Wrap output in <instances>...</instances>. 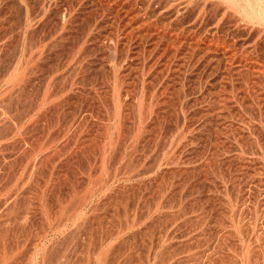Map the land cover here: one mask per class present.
<instances>
[{
    "label": "rangeland",
    "instance_id": "rangeland-1",
    "mask_svg": "<svg viewBox=\"0 0 264 264\" xmlns=\"http://www.w3.org/2000/svg\"><path fill=\"white\" fill-rule=\"evenodd\" d=\"M0 258L264 264V0H0Z\"/></svg>",
    "mask_w": 264,
    "mask_h": 264
},
{
    "label": "bare ground",
    "instance_id": "bare-ground-1",
    "mask_svg": "<svg viewBox=\"0 0 264 264\" xmlns=\"http://www.w3.org/2000/svg\"><path fill=\"white\" fill-rule=\"evenodd\" d=\"M250 2V1H249ZM246 8V7H245ZM255 10V9H254ZM261 10V9H260ZM249 12V11H248ZM255 13V12H254ZM248 15V14H247ZM254 80V79H253ZM123 241V240H122ZM102 245V244H101ZM100 245V246H101ZM129 247V246H128ZM119 250V249H118ZM105 253H106V251H105ZM110 253V252H109ZM35 254V253H34ZM123 257V256H122ZM165 257V256H164ZM1 259V258H0ZM126 259V258H125ZM166 259V258H165ZM167 261V260H166Z\"/></svg>",
    "mask_w": 264,
    "mask_h": 264
}]
</instances>
